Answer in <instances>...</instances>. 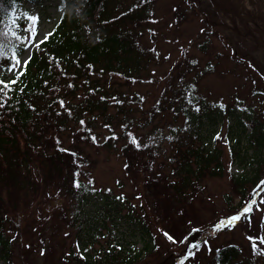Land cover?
Returning a JSON list of instances; mask_svg holds the SVG:
<instances>
[{"label": "rangeland", "instance_id": "374dc122", "mask_svg": "<svg viewBox=\"0 0 264 264\" xmlns=\"http://www.w3.org/2000/svg\"><path fill=\"white\" fill-rule=\"evenodd\" d=\"M127 10L131 11L129 15L135 14L134 19L125 18L112 32L130 36L135 50L126 54L125 63L118 69H138L135 80L128 87L108 89L105 78H94L108 100L124 101L119 106L123 114L118 113L111 120L112 126L118 132L127 129L123 134L126 140L131 136L141 148L146 147L136 164L138 173L134 181L137 184L141 186L147 179L153 182L159 179L160 183L164 178L173 179L171 170L176 166L178 151L191 140L188 134L191 124L178 109L183 96L181 90L189 85L194 94L211 105L216 103L225 110L235 108L238 113L249 112L264 131V0H108L105 5L109 17ZM62 14L59 0L20 3L14 13L15 23L8 29L25 34L27 40L18 57L20 66L13 68L12 62L8 76L23 72L24 61L53 32ZM29 17L35 18V23ZM253 91L260 93L253 95ZM82 96L83 91H78L74 103L80 102ZM108 111L117 112L112 107ZM229 115L204 121L201 126L207 133L205 138L209 137L221 152L222 175L203 176L200 188L179 202L162 199L164 194L171 195L162 184L155 188L159 195L158 202L154 201L156 207L153 199L147 198L153 249L144 251L142 242L134 237V251L141 253L138 264H216L215 253L228 245L238 248V259L250 260L253 264L263 261L264 243L260 240L264 238V204L260 201L264 199V171L260 172L258 189L254 188L255 192L239 202L229 178L231 174L253 172L255 164L250 165L252 148L249 145L255 142V137L246 138L239 128L241 121ZM124 116L129 120L126 124L118 121ZM241 120L248 129L252 126L253 122L244 117ZM96 130L106 131L100 117ZM237 139L242 159L235 157ZM83 148L92 164L88 172L96 187L109 188L112 196L120 192L134 193V181L125 173L123 159L117 151ZM258 151L264 152V139ZM117 183L122 187H116ZM56 186L48 187L50 197L46 204L32 202L30 195L26 198L20 193L15 197L14 210L10 208L4 213V233L12 243L11 264H69L64 258L66 252L69 249L78 252L77 216L96 220L99 215L106 216V212L98 209L103 203L100 199L103 194L80 206L74 199L60 196ZM253 199L256 203L252 210L242 215ZM131 201L135 203L136 199ZM107 202L112 205L113 198ZM73 213L75 220L69 216ZM234 216L240 219L228 223ZM114 225L112 234L98 244L93 243L92 249L105 250L112 246L118 249L133 241L132 228L124 214ZM82 238L83 243L90 241ZM193 244L199 250L191 249L194 257L187 258Z\"/></svg>", "mask_w": 264, "mask_h": 264}, {"label": "trees", "instance_id": "16d2710c", "mask_svg": "<svg viewBox=\"0 0 264 264\" xmlns=\"http://www.w3.org/2000/svg\"><path fill=\"white\" fill-rule=\"evenodd\" d=\"M23 1L40 0H0V81H16L9 85L10 90L5 88L0 92V103L3 104L0 107V264H11L12 243L4 233V213L10 208L14 210L15 197L20 193L26 198L30 195L29 200L44 205L50 197L48 187L55 185L60 196L72 198L80 206L103 194L100 198L103 203L98 209L107 213L105 217L99 215L97 220L77 216L79 225L75 236L78 238V252L69 249L64 256L66 263L138 264L141 253L134 251V237L142 242L144 251L151 252L153 249V233L148 223L151 212L146 209L145 203L150 197L156 207L159 195H156L155 188L162 184L171 191V195L161 194L162 199L179 202L191 197L200 188L203 176L222 175L221 152L209 137L205 138L207 133L202 131L201 126L204 121L222 119L226 113L241 121L239 128L246 138L255 137V142L249 145L252 148L250 165L255 164L253 172L231 174L230 186L237 192L239 202L245 201L247 194L250 196L258 189L262 179L260 172L264 171V152L258 151L264 139L262 127L250 117L249 112L238 113L235 108L225 110L216 103H207L194 94L190 85L181 90L183 96L178 109L191 124L188 134L195 144L190 140L178 151L176 166L171 170L173 179L168 181L164 178L162 183L159 179L155 182L147 179L141 182V186L137 184L134 181L138 173L136 164L146 147L141 148L131 136H127L126 140L123 134L127 129L118 132L112 126L111 120L114 121L118 113L123 114V108L119 106L124 101L108 100L100 92L102 88L94 78H105L108 89L128 87L135 80L138 69H118L125 63L126 54L135 50L130 36L112 32L125 18L134 19L135 14L129 15L131 11L127 10L109 17L105 13L108 0H59V9L63 14L51 35L38 44L22 73L8 76L13 52L18 58L27 38L8 29L14 21V12ZM80 90L83 91V99L74 103ZM104 90L108 95V90ZM252 93L259 95L260 92ZM109 107L116 108L117 112L110 113ZM99 117L106 129L104 134L96 130ZM241 117L253 122L249 129ZM118 121L123 124L129 122L125 116ZM256 124L259 126L256 127ZM247 130L249 133L246 134ZM65 136L68 144H65ZM239 142V139L235 141L238 147L234 153L236 158L242 159ZM84 146L117 151L123 159L125 173L134 181V193L120 192V195L112 196L109 188L102 190L96 187L88 172L92 164L83 153ZM147 155L150 156L149 153ZM77 183L80 187L74 186ZM116 187H122V184L117 183ZM111 197L112 205L107 202ZM133 198L135 203L131 201ZM121 214L131 225L133 241L118 249L115 246L105 250L92 249L93 243L98 244L112 234L114 221ZM69 216L72 220L76 218L75 213ZM82 237L90 240L88 244L83 243ZM238 255V248L228 245L217 250L213 261L216 264H253L250 260L238 259ZM259 264H264V259Z\"/></svg>", "mask_w": 264, "mask_h": 264}, {"label": "snow or ice", "instance_id": "6c2138e0", "mask_svg": "<svg viewBox=\"0 0 264 264\" xmlns=\"http://www.w3.org/2000/svg\"><path fill=\"white\" fill-rule=\"evenodd\" d=\"M29 19H31L32 21H33V23H35V18H33V17H29ZM12 23H15V21H12ZM49 35H51V34H49ZM32 36L34 37L35 36V32L34 31H32ZM47 39V36L45 37V40ZM44 41H40V43H43ZM13 68H15V67H17V66H20V64H21V62H20V60L18 59V58H16V55H15V51L13 52ZM30 59V58H29ZM28 63V60L26 59L25 61H24V65H26ZM11 70V69H10ZM16 83V81L15 80H13V81H10L9 83H4L3 81H0V92H2L5 88H9V85L10 84H15ZM9 90H10V88H9ZM61 105L63 106V102H61ZM3 106V104L2 103H0V107H2ZM83 123V122H82ZM134 142V141H133ZM74 186H76V187H80V185L77 183V184H75ZM256 203V201H255V199H253L249 204H248V206L244 209V212L242 213V215H245V214H247V213H249L251 210H252V205L253 204H255ZM260 203L261 204H264V199H262L261 201H260ZM240 219V216H234V217H231L230 218V220L228 221V223H232L233 221H236V220H239ZM222 226V225H221ZM260 243H264V238H261V240H260ZM253 247H254V250H255V243L253 244ZM191 249H197V250H199L198 249V245H196V244H193L192 246H191V248L189 249V254H188V257L187 258H192V257H194V253L192 252V250ZM43 254V253H42Z\"/></svg>", "mask_w": 264, "mask_h": 264}]
</instances>
